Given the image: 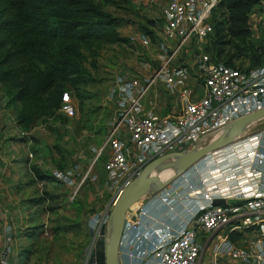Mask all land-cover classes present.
Masks as SVG:
<instances>
[{
  "label": "built area",
  "instance_id": "built-area-1",
  "mask_svg": "<svg viewBox=\"0 0 264 264\" xmlns=\"http://www.w3.org/2000/svg\"><path fill=\"white\" fill-rule=\"evenodd\" d=\"M219 2L167 0L161 32L169 53L149 81L122 75L114 81V120L103 145L107 150L104 184L110 200L151 159L201 146L233 120L264 108V57L257 66H227L204 51L212 31L210 15ZM259 6L264 8V0ZM192 52L195 82L185 67L173 65L178 56L186 58ZM159 80L177 92L179 112L173 117L162 119L144 107L151 86ZM59 111L68 118L75 116L68 92L62 94ZM89 173L82 174L80 184ZM229 199L243 202L229 203ZM138 202L125 215L119 264H205V251L210 264H218L219 256L237 264H264V127L245 131L208 153ZM109 210L108 205L94 216L96 236ZM234 233L242 236L232 241ZM8 250L4 237L0 264H9Z\"/></svg>",
  "mask_w": 264,
  "mask_h": 264
},
{
  "label": "rangeland",
  "instance_id": "rangeland-1",
  "mask_svg": "<svg viewBox=\"0 0 264 264\" xmlns=\"http://www.w3.org/2000/svg\"><path fill=\"white\" fill-rule=\"evenodd\" d=\"M166 2L167 0H118V4L104 6V9L119 18L118 24L123 26L121 30L127 35L128 42L107 45L102 49L98 62L95 66H90L96 81L84 87L83 92L89 97L80 106L79 102L74 105L77 101L70 96L76 110L75 116L64 120L66 117L58 109L55 110L49 119V122L53 120V131L49 130L53 132V143L49 138L38 142L31 140L30 152L27 153L31 160L29 167L53 166V185L46 187V183L42 186L38 183L32 184L22 192L19 190L17 198L7 206L9 212L3 215L0 222L4 223L2 227L5 226L6 230L12 232L7 255L9 264H85L88 260L98 227L93 218L112 201V195L101 182L104 175L101 168L107 155V150L103 148L104 134L114 120L115 103L111 88L116 78L121 75V70L124 71V77H137L142 82L149 81L158 69L162 57L169 53V47H165L168 42L161 32ZM150 20L153 25H150ZM124 25L131 27V31H126L127 26ZM249 25L250 34L244 41L220 45L223 54L232 55V61L238 65L252 62V57L246 53L250 47L264 46L262 6H255L249 13ZM148 31L154 34V39ZM142 37L147 40L146 44L143 43ZM215 38V30L212 29L205 40L209 52L215 50ZM234 44H238L241 50ZM194 59L195 54L192 52L186 58L178 56L173 61L174 66L180 65L189 71L193 82L197 77ZM165 92L163 84L157 82L152 85L145 102L157 100L161 103L163 96L168 97ZM178 106L175 91L174 95L170 96L167 107L178 111ZM263 127L264 119H260L249 127L247 133L256 132ZM22 142L28 141H12L13 144L9 147L11 155H3L7 161L14 164L15 160L19 159L14 153L19 148L18 143ZM61 163H64L65 168H58ZM66 169H79L83 173L89 170V177L82 184V175L74 177V182L67 185L60 178V171ZM44 192L53 195V199H45L38 205L28 202L31 198L42 197ZM140 202H136L133 208ZM210 260L209 252L205 251L204 263L210 264ZM218 264L237 263L219 256Z\"/></svg>",
  "mask_w": 264,
  "mask_h": 264
},
{
  "label": "trees",
  "instance_id": "trees-1",
  "mask_svg": "<svg viewBox=\"0 0 264 264\" xmlns=\"http://www.w3.org/2000/svg\"><path fill=\"white\" fill-rule=\"evenodd\" d=\"M113 4L118 0H0V87L8 104H20L17 121L23 131L38 123L53 131L48 122L60 109L62 94L68 92L81 106L89 97L84 87L96 81L90 66H95L102 49L128 42L119 32V18L104 9ZM257 5L259 0H220L209 19L215 30L214 52L204 45L213 60L236 65L220 45L245 40L250 34L249 13ZM246 53L252 57L250 65L257 66L264 46L253 45ZM58 168H65L64 163ZM30 169L36 178H51L36 165ZM44 195L28 202L38 205L53 199L47 192ZM241 236L234 233L230 239Z\"/></svg>",
  "mask_w": 264,
  "mask_h": 264
},
{
  "label": "water",
  "instance_id": "water-1",
  "mask_svg": "<svg viewBox=\"0 0 264 264\" xmlns=\"http://www.w3.org/2000/svg\"><path fill=\"white\" fill-rule=\"evenodd\" d=\"M262 118H264V108L233 120L225 125L216 137L201 146L180 152H169L148 161L112 201L107 222L101 225L85 264H119V242L128 209L146 194L167 186L208 153L231 143L247 131L253 123ZM167 169L171 170V174L163 178L161 172ZM228 202H243V199H229ZM214 203L224 204V201L215 200ZM10 237L11 230H7L5 233L7 245ZM6 249L7 246L5 251Z\"/></svg>",
  "mask_w": 264,
  "mask_h": 264
},
{
  "label": "crops",
  "instance_id": "crops-1",
  "mask_svg": "<svg viewBox=\"0 0 264 264\" xmlns=\"http://www.w3.org/2000/svg\"><path fill=\"white\" fill-rule=\"evenodd\" d=\"M124 26H127V25H124ZM121 27L123 26L119 27L120 34L122 36L127 37L125 32L121 30ZM125 30L129 32L131 31V27L127 26ZM183 55H186V54H183ZM122 73H124L123 70L120 71V74L124 76ZM92 74L95 77L93 71H92ZM160 82L163 84L164 91L167 92L168 97L166 98L165 96H163L161 103H159V101L157 100H154L151 102L144 101V107L146 109H151L157 116H159L162 119L170 118L179 112V108H178V111H176L175 108L169 109L167 107L169 106L170 96L174 95L175 91H172L170 88L168 89L164 85V82L162 81ZM73 99L76 100L74 97ZM76 101L77 102H75L74 105H78V100ZM166 102L167 104H165ZM19 109H20L19 103H14V104L7 103V97L5 96V93L0 87V219L3 218V215H5V213L9 212L7 206L10 203H12L13 199L17 198V194L19 190H21L22 192L26 190V188H28L32 184H37V183L39 186H42L44 185V183H46L47 184L46 187H48L49 185H53V166L39 165L41 171L45 175L51 176V178L50 179L36 178L34 177L33 172L29 167V163L31 160L27 157V153L30 152L29 148L31 146V140L35 139V141L37 140L38 142V141L47 140L46 138H49L52 140V143H53V132L46 129L45 123L44 124L38 123L29 131H23L17 121V112ZM48 124L53 127V120H50ZM109 130H110V127L106 129V133L104 134V137L109 132ZM122 134L127 135L125 132H122ZM23 137L26 138L24 141H28V142L18 143L19 148L17 149V152L14 153L15 156L17 155V157L19 158L18 160H15L14 162V164L19 165L17 167V166H14L12 161H7L3 155L4 153L9 154V147L11 144H13L12 141H15V140L20 141V139ZM51 145L53 148V144ZM10 155L11 154H9V156ZM35 162L38 163L37 161ZM22 164L23 166H21ZM101 169L104 174V163ZM82 173L83 172L79 169H75L74 171L72 169H66L64 171H60V178L62 182H65L67 183V185H70L71 183L74 182V177L77 178L81 176ZM104 177H105V174L101 178V182H102V186L105 188ZM50 190L53 191L52 186H50ZM108 205L109 206L111 205V201H109ZM3 224H1L0 222V228H1L0 229V240L2 239L4 240L6 229H7L5 226L2 227ZM11 235H12V232H11ZM9 241L11 242V237ZM10 242H9V245H10ZM15 264L17 263L15 262Z\"/></svg>",
  "mask_w": 264,
  "mask_h": 264
},
{
  "label": "bare ground",
  "instance_id": "bare-ground-1",
  "mask_svg": "<svg viewBox=\"0 0 264 264\" xmlns=\"http://www.w3.org/2000/svg\"><path fill=\"white\" fill-rule=\"evenodd\" d=\"M170 174H171V170L170 169H167V170L161 172V176L163 178H166V177L170 176Z\"/></svg>",
  "mask_w": 264,
  "mask_h": 264
}]
</instances>
